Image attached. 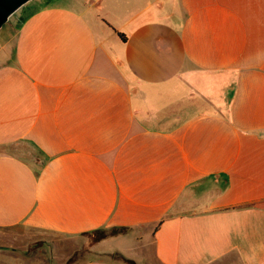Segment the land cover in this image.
<instances>
[{
	"label": "crops",
	"instance_id": "crops-1",
	"mask_svg": "<svg viewBox=\"0 0 264 264\" xmlns=\"http://www.w3.org/2000/svg\"><path fill=\"white\" fill-rule=\"evenodd\" d=\"M67 1L0 43V244L264 264V0Z\"/></svg>",
	"mask_w": 264,
	"mask_h": 264
},
{
	"label": "rangeland",
	"instance_id": "rangeland-1",
	"mask_svg": "<svg viewBox=\"0 0 264 264\" xmlns=\"http://www.w3.org/2000/svg\"><path fill=\"white\" fill-rule=\"evenodd\" d=\"M47 3L67 5L68 1H28L10 15L7 22L1 26L0 43L13 36L18 25L30 11L45 6ZM7 49H10V45ZM5 149L30 161L36 158L30 147L24 143L12 144ZM8 239L9 245L0 244V250L3 251L0 253V264H82L90 259H111L110 256L94 251V246L98 242L94 243L90 235L69 237L49 233L44 240H29L28 237L23 239V236L18 235Z\"/></svg>",
	"mask_w": 264,
	"mask_h": 264
},
{
	"label": "trees",
	"instance_id": "trees-1",
	"mask_svg": "<svg viewBox=\"0 0 264 264\" xmlns=\"http://www.w3.org/2000/svg\"><path fill=\"white\" fill-rule=\"evenodd\" d=\"M122 39H124V36L122 34H118ZM124 229H119V228H112L109 230H95L90 233H84L82 235H90L92 236V240L94 243H97L101 240H103L106 237L116 235L118 233H122ZM110 258L113 260H117L122 264H136L134 261L130 259H126L122 257L121 255L114 253L110 255Z\"/></svg>",
	"mask_w": 264,
	"mask_h": 264
},
{
	"label": "water",
	"instance_id": "water-1",
	"mask_svg": "<svg viewBox=\"0 0 264 264\" xmlns=\"http://www.w3.org/2000/svg\"><path fill=\"white\" fill-rule=\"evenodd\" d=\"M30 0H0V28L10 15Z\"/></svg>",
	"mask_w": 264,
	"mask_h": 264
}]
</instances>
